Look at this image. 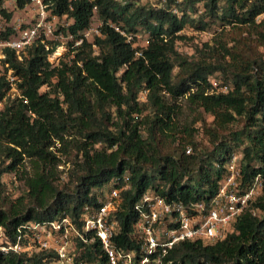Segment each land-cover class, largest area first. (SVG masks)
Here are the masks:
<instances>
[{
  "label": "trees",
  "instance_id": "16d2710c",
  "mask_svg": "<svg viewBox=\"0 0 264 264\" xmlns=\"http://www.w3.org/2000/svg\"><path fill=\"white\" fill-rule=\"evenodd\" d=\"M44 2L73 19L72 34L87 29L93 6L102 26L99 37L56 66L48 58L58 44L33 46L22 62L6 55L18 91L10 97V86L0 77V228L10 242L26 224L67 217L80 226L82 208L98 207L100 190L119 189L126 178L113 243L117 249H139L133 225L145 192L185 205L208 203L233 153L242 157V189L256 174L264 176V0H183L179 17L166 8L113 0H73L71 7L67 0ZM25 3L16 0L18 9ZM111 25L133 36L131 43ZM214 26L219 34L212 45L196 49L198 56L176 51L186 28L207 32ZM139 31L148 35L144 47L134 45ZM211 79L226 91L213 89ZM185 107L196 113L189 123L182 120ZM203 115L211 117L210 124ZM197 123L209 147L196 141ZM62 157L71 160V190L60 185ZM6 174L23 181L24 195L5 197ZM75 249V262L106 264L98 239L79 241ZM56 259L45 251L0 254V264H55ZM165 261L264 264V188L230 223L225 239L180 242Z\"/></svg>",
  "mask_w": 264,
  "mask_h": 264
},
{
  "label": "built area",
  "instance_id": "2783aa9c",
  "mask_svg": "<svg viewBox=\"0 0 264 264\" xmlns=\"http://www.w3.org/2000/svg\"><path fill=\"white\" fill-rule=\"evenodd\" d=\"M18 9L16 0H0V77L4 76L10 91H17L16 77L5 62L8 52L13 53L18 62L27 58V51L33 46L58 44L63 53L81 47L83 42L92 43L100 36L102 22L98 18L96 6L92 7V17L87 29L72 34L70 27L74 21L66 14L53 12L51 4L44 0H25ZM73 0H67L69 7ZM93 3L94 0H84ZM124 6L127 4L145 5L152 9H165L179 17V5L183 0H113ZM12 8L9 9V5ZM2 12L10 16L7 18ZM15 14L17 16L15 17ZM131 43L133 36L111 25ZM137 34L135 35V37ZM53 52V53H54ZM52 53V54H53ZM138 56L139 53H136ZM62 56V55H61ZM60 56V57H61ZM209 82L216 91H226L218 82ZM9 91V92H10ZM18 95V91L17 94ZM241 154L233 153L225 163V176L217 194L208 202L189 203L167 201L157 193L145 192L135 206L138 217L133 225V237L139 249H117L113 238L118 230L114 214L119 210L120 192L127 187L126 178L121 188L107 186L100 190L98 207L85 205L79 217L80 226L67 217L45 224H26L17 229L15 242H10L0 228V254L14 252L29 256L40 252H53L55 264H99L95 262H75L76 245L101 242L106 264H172L165 258L173 247L183 241H203L204 243L225 239L231 222L245 212L261 196L264 176L256 174L242 189ZM255 216L257 211H253Z\"/></svg>",
  "mask_w": 264,
  "mask_h": 264
},
{
  "label": "rangeland",
  "instance_id": "374dc122",
  "mask_svg": "<svg viewBox=\"0 0 264 264\" xmlns=\"http://www.w3.org/2000/svg\"><path fill=\"white\" fill-rule=\"evenodd\" d=\"M197 7L199 8L198 14H200L203 11L202 5L199 4L197 5ZM11 8H12V4L9 5V9ZM16 16L17 14H15V17ZM226 29L228 31L229 27H226ZM219 32H220V29L217 28V26H214L212 28V31H207V32H197V31L191 30L190 28H186L185 30L179 33L180 35H185L186 37L185 40L176 42L175 49L180 55H183V56H194V55L198 56V54L196 53V49H200V48L202 49V46L204 43H208L209 45H212L213 38H215L219 34ZM147 40H148V35L144 33L143 31H139L137 33L136 41L134 45L135 46L141 45L144 47L147 45ZM58 50L56 53L54 52L55 54L54 53L51 54L48 58V61L51 63L52 66L58 65L59 61L62 60V58L68 54V53H63L61 54L62 56L60 55L61 57L56 56V54L58 53ZM260 51L264 52V49H261ZM176 71L177 70H175V72ZM46 90H47L46 87L42 89V91H46ZM16 94H17L16 90L9 92L10 97L15 96ZM145 94H146L145 92H142L140 94L141 101L145 100L144 99ZM194 117H196L195 112L190 111L189 109H187V107L183 109L182 120L189 123ZM203 118L205 119L207 125L210 124L212 121L211 117L208 115H203ZM194 127L195 129H198V132L196 134V141L201 142L205 146L209 147L207 138L203 133L201 124L197 123L195 124ZM236 128H238V126H233V129H236ZM61 159L63 162H66V164L59 167L60 185L62 187L66 186L68 187V189L71 190L73 188V182H70V183L68 182L70 181L68 179V172L69 170L72 169L71 160H69L70 158H66V157H62ZM2 182L5 185L4 195L9 200H15L16 198L24 195L26 192L23 181L19 180L18 176H16L15 174L4 175L2 178Z\"/></svg>",
  "mask_w": 264,
  "mask_h": 264
},
{
  "label": "bare ground",
  "instance_id": "6f19581e",
  "mask_svg": "<svg viewBox=\"0 0 264 264\" xmlns=\"http://www.w3.org/2000/svg\"><path fill=\"white\" fill-rule=\"evenodd\" d=\"M58 49H60V48H58ZM58 49H57V50H58ZM57 50H56V52H57ZM56 52H55V53H56ZM62 52H63V49L61 48L60 50H58V53L56 54V56H60V55L62 54ZM55 53H54V54H55Z\"/></svg>",
  "mask_w": 264,
  "mask_h": 264
}]
</instances>
